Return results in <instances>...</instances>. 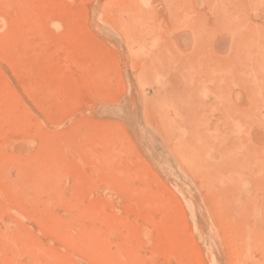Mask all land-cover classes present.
I'll return each mask as SVG.
<instances>
[{"label": "rangeland", "instance_id": "1", "mask_svg": "<svg viewBox=\"0 0 264 264\" xmlns=\"http://www.w3.org/2000/svg\"><path fill=\"white\" fill-rule=\"evenodd\" d=\"M263 60L264 0H0V264H264Z\"/></svg>", "mask_w": 264, "mask_h": 264}, {"label": "bare ground", "instance_id": "2", "mask_svg": "<svg viewBox=\"0 0 264 264\" xmlns=\"http://www.w3.org/2000/svg\"><path fill=\"white\" fill-rule=\"evenodd\" d=\"M254 2H255V1H254ZM254 2H253V4H254ZM232 3H233V2H232ZM232 3H231V4H232ZM256 9H257V8H256ZM254 10H255V9H254ZM229 11H230V10H228V12H229ZM222 12H223V11H222ZM224 13H225V12H224ZM226 13H227V12H226ZM217 14H218V13H217ZM229 15H230V14H229ZM229 15H228V16H229ZM224 16H225V15H224ZM259 16H260V15H259ZM218 18H219V17H218ZM225 19H226V18H225ZM227 19H228V18H227ZM227 19H226V20H227ZM216 20H218V19H216ZM228 20H230V19H228ZM228 20H227V21H228ZM219 21H220V20H219ZM232 21H233V20H232ZM242 21H243V20H242ZM230 22H231V21H230ZM218 23H219V22H218ZM226 24H230V23H226ZM234 24H235V21H234ZM230 25H231V24H230ZM233 37H234V36H233ZM254 50H255V48H254ZM253 53H254V52H253ZM255 57H256V55H255ZM257 58H258V57H257ZM257 58H256V59H257ZM260 58H261V56H260ZM261 59H262V58H261ZM251 61H252V60H251ZM263 61H264V60H263ZM263 61H262V62H263ZM257 62H258V61H257ZM251 64H252V63H251ZM257 65H259V63H257ZM257 65H256V67H257ZM260 66H261V65H260ZM254 67H255V66H254ZM253 70H254V69H253ZM258 71H259V70H258ZM260 71H261V70H260ZM239 75H240V74H239ZM249 78H250V77H249ZM254 79H255V78H254ZM247 80H248V79H247ZM252 80H253V79H252ZM252 82H253V81H252ZM258 85H259V84H258ZM244 87H245V86H244ZM256 89H257V88H256ZM259 90H260V88H259ZM257 100H258V99H257ZM263 103H264V102H263Z\"/></svg>", "mask_w": 264, "mask_h": 264}]
</instances>
